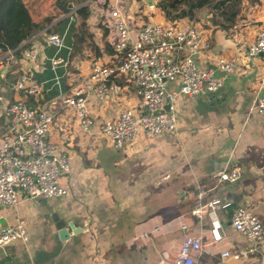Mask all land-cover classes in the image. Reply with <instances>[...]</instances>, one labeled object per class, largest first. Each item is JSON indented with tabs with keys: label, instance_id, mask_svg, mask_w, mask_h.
<instances>
[{
	"label": "crops",
	"instance_id": "crops-1",
	"mask_svg": "<svg viewBox=\"0 0 264 264\" xmlns=\"http://www.w3.org/2000/svg\"><path fill=\"white\" fill-rule=\"evenodd\" d=\"M88 1L90 15L85 27L80 26L81 20L74 28L60 21L70 12L57 17L34 32L32 42L39 49L35 61L20 56L16 64L0 65L4 86L28 69L42 74L45 89L39 104L54 114L49 138L68 150L71 165L63 177L70 189L67 195H22L17 204L0 207V230L22 221L29 234L28 241L16 239L0 247V264H170L186 232L204 235L203 260L264 264V246L240 260L222 255L226 249L252 245L231 225L235 206L247 205L264 221V115L254 108L257 98L264 94V59L248 54L264 25V0H241L235 21L216 20L207 7L195 18L172 20L164 15L157 0ZM115 8L132 23L134 34L145 23L196 25L210 43L208 51L197 58L201 67L213 65L220 56L238 59L220 91L178 97L175 132L153 138L141 132L122 149L114 147L102 125L116 119L125 107H139L140 98L133 87L127 88L123 79H117L123 87L119 95L100 99L90 94L88 107L95 125L89 129L81 125L79 116L63 99L90 73L92 60L113 59L114 49L104 37L106 32L110 40L116 37L112 27L105 24ZM52 25V32L67 36V46L60 51L47 44L42 32ZM26 41L22 44L27 46ZM56 54L65 59L56 71L52 69L55 76H61L60 85L53 82L52 74L46 76L47 67H52L50 58ZM6 97L14 95L6 90ZM4 105L0 102V136L6 130ZM231 165L242 167L239 180L219 181L214 176ZM168 173L171 177L162 181L164 187L154 191L157 181ZM200 188L206 189L207 199L232 202L217 209L224 238L216 245L208 243L211 218L194 214L195 194ZM63 227L69 229L66 240L60 235Z\"/></svg>",
	"mask_w": 264,
	"mask_h": 264
},
{
	"label": "built area",
	"instance_id": "built-area-1",
	"mask_svg": "<svg viewBox=\"0 0 264 264\" xmlns=\"http://www.w3.org/2000/svg\"><path fill=\"white\" fill-rule=\"evenodd\" d=\"M70 15L73 19V11ZM105 24L110 25L116 34L111 39L115 48L113 59L108 62L92 60L90 73L71 93L64 94L63 99L66 106L79 116L81 125L89 129L95 125L88 107L90 94L100 99L119 95L123 87L117 79H123L125 87H133L140 98L139 107H125L116 119L102 125V131L118 149L125 148L141 132L149 138L175 132L178 97L220 91L226 76L238 65L236 57L220 56L213 65L199 66L197 58L208 51L210 43L194 24L181 25L176 21L145 23L134 34L132 23L119 8L111 10ZM42 32L47 44L56 46L58 51L67 46L65 34L48 32L47 29ZM32 39L30 37L26 41L28 45L22 50V56L29 61H35L39 52ZM248 54L253 57L261 55L264 59V25L250 45ZM50 60L55 71L65 62L57 54ZM18 61L15 49L0 56V65ZM34 74V70L28 69L20 72L6 86L0 82V102H5L3 116L6 120V130L0 136V207L17 204L24 197L22 195L47 198L64 196L70 191L63 183V177L71 169L69 153L49 138L54 114L39 104L45 83ZM54 80L56 85L61 84L60 75L56 74ZM174 83L177 87L171 86ZM6 90L14 97H6ZM31 101L38 104L33 105ZM254 108L264 115V94L257 98ZM241 174L240 165H231L216 171L214 176L219 181L234 182L240 179ZM170 177L168 173L158 183ZM195 195L194 214L202 219L207 215L211 218L208 243L216 245L224 238L217 209L227 208L232 202L220 198L207 199L204 188ZM230 222L235 230L252 241V245L226 249L222 251L224 257L240 260L264 246V221L252 208L235 206ZM16 239L29 240L27 226L22 221L0 230V247ZM206 243L204 235L186 232L170 264H199L206 252Z\"/></svg>",
	"mask_w": 264,
	"mask_h": 264
},
{
	"label": "trees",
	"instance_id": "trees-1",
	"mask_svg": "<svg viewBox=\"0 0 264 264\" xmlns=\"http://www.w3.org/2000/svg\"><path fill=\"white\" fill-rule=\"evenodd\" d=\"M85 1L80 0L79 6L75 7L71 0H55L52 6L49 5L51 7L50 13H47L43 20H39L37 17L39 12H36L31 1L0 0V56L6 51L13 49H15V54L18 57L22 56V50L26 43L21 44L32 37L35 31L40 30L44 22H46L44 26L50 25L57 17L72 10L76 13V16L74 14V19L71 18V15H67L60 21L62 23H70V26L74 28L76 21L81 20L80 26L85 27L87 25L86 20L90 15L89 1ZM108 2L109 0H105V4H108ZM240 3L241 0H158V5L164 15L172 20L186 17L195 18L200 9L207 7L213 12L214 19L235 21L239 13ZM47 30L52 32L51 30H55V26L52 25ZM104 38L107 45L112 47L114 49L113 53H115V48L107 32ZM52 69L51 65L47 67L46 76L50 74L55 76ZM34 76L39 81H42V74L35 72Z\"/></svg>",
	"mask_w": 264,
	"mask_h": 264
},
{
	"label": "rangeland",
	"instance_id": "rangeland-1",
	"mask_svg": "<svg viewBox=\"0 0 264 264\" xmlns=\"http://www.w3.org/2000/svg\"><path fill=\"white\" fill-rule=\"evenodd\" d=\"M32 2V6H34V8L36 9V12H39L37 13V17L39 18V20H43V17L47 14V13H50V9L51 7L49 5L52 6V4L54 3L55 0H29V2ZM74 4H75V7L79 6V1L80 0H71ZM46 2V4H44ZM100 3L96 2V6H99ZM76 16V15H75ZM46 25V22H44L43 26ZM157 181V180H156ZM159 181V180H158ZM157 181V182H158ZM156 184V182H155ZM162 183H158L157 186L158 187H154L153 190L154 191H159L160 189H162L164 186L161 185ZM157 201H159V197L156 198ZM162 201V200H161ZM153 203H156V200H153ZM203 258V257H202ZM200 259V262L199 264H214L212 261L206 259V260H203V259Z\"/></svg>",
	"mask_w": 264,
	"mask_h": 264
},
{
	"label": "water",
	"instance_id": "water-1",
	"mask_svg": "<svg viewBox=\"0 0 264 264\" xmlns=\"http://www.w3.org/2000/svg\"><path fill=\"white\" fill-rule=\"evenodd\" d=\"M72 225V224H71ZM74 225V224H73ZM61 238L63 240H66L70 237L69 235V229L67 227H63L60 231Z\"/></svg>",
	"mask_w": 264,
	"mask_h": 264
}]
</instances>
